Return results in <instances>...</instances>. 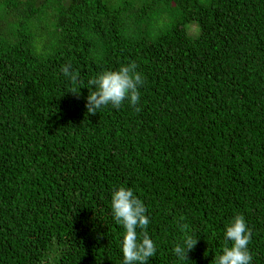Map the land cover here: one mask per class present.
Here are the masks:
<instances>
[{"label": "trees", "instance_id": "16d2710c", "mask_svg": "<svg viewBox=\"0 0 264 264\" xmlns=\"http://www.w3.org/2000/svg\"><path fill=\"white\" fill-rule=\"evenodd\" d=\"M133 61L141 111L88 114L87 81ZM120 187L147 264H215L238 214L264 264V0H0V264H123Z\"/></svg>", "mask_w": 264, "mask_h": 264}, {"label": "clouds", "instance_id": "9594fccd", "mask_svg": "<svg viewBox=\"0 0 264 264\" xmlns=\"http://www.w3.org/2000/svg\"><path fill=\"white\" fill-rule=\"evenodd\" d=\"M71 69L69 63L62 66L61 72L75 84L79 81V73ZM137 69L138 65L133 61L117 70L105 71L89 79L86 87L89 89L85 104L87 113L95 115L108 105L119 109L125 101L136 112L141 111L137 105L140 101L139 89L144 85L145 79ZM93 86L95 90H92ZM71 92L79 94L76 90ZM111 207L113 219L125 230L122 239L123 264H147L149 258L155 257L157 248L147 232L150 220L146 215L144 203L131 188L120 187L112 194ZM180 227L182 231H186L188 226L181 224ZM137 229L141 230L139 234ZM252 235L245 217L236 215L225 232V240L231 242V247L223 248L222 254L215 258V264H251L253 257L249 251V244ZM197 244L198 236L185 235L182 243L178 242L174 246L173 252L180 260H188V253L193 251Z\"/></svg>", "mask_w": 264, "mask_h": 264}]
</instances>
